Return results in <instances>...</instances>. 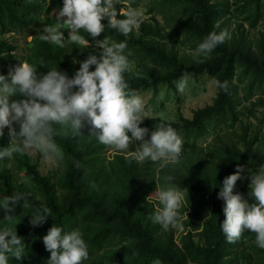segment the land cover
<instances>
[{
	"label": "trees",
	"instance_id": "1",
	"mask_svg": "<svg viewBox=\"0 0 264 264\" xmlns=\"http://www.w3.org/2000/svg\"><path fill=\"white\" fill-rule=\"evenodd\" d=\"M119 1L137 6L142 0ZM62 5L63 0H45L46 7L39 0H0V75L7 76L21 61H27L46 65H37L38 75L57 67L71 78L89 53L99 55L98 42L87 33L81 35L89 40L90 47L65 42L61 48L41 41V32L30 27L36 20L31 14L40 11L50 13L47 22L54 25L56 6ZM148 12L150 19L143 20L127 37L105 25L104 33L95 38L126 41L125 54L130 53L128 58L133 62L132 70L125 73L130 90L136 94L152 90L156 96L160 85L176 90V81L184 75L206 73L215 81L227 80V92L217 88L212 103L194 109L190 118L181 114L176 120H143L140 126L150 129L145 139L162 122L177 131L183 140L177 165L129 163L123 153L108 159V147L95 137L89 138L87 126L82 134L74 135L59 125L55 126L58 134L54 142L63 153L60 168L41 174L38 163L26 153L0 160V200L23 193L28 204H17L11 221L0 209V229L15 226L26 246L24 257L17 261L9 256L8 264H48L50 252L43 237L52 226L61 227L65 233L74 229L82 232L89 252L82 264H155L157 260L160 264H264V249L256 245L254 233L245 231L237 242L226 241L220 227L225 219V201L218 197L223 180L241 165L243 179L236 182L233 193H241L251 203L250 176L264 170V136L241 119L245 107L242 99H249L253 92L258 95L250 113H255L256 106L264 107V37L253 42L242 22L230 28L231 19L237 15L250 28L255 27L264 19V0H152ZM157 14L163 18L162 25ZM28 28L33 30L31 39L22 49L4 36ZM62 31L67 34V30ZM213 31H227L228 37L198 63L193 53ZM237 122L240 133L235 132ZM228 127H233L231 136L224 131ZM211 134V142L201 141ZM9 142L5 132L0 137V149ZM139 143L130 145L129 150H135ZM15 169L29 184L13 180ZM166 176L174 179L166 181ZM169 185L187 193L180 210L184 218L178 240L175 229L165 231L151 219L161 207L151 195ZM43 207L51 210V216L43 225H30L31 215Z\"/></svg>",
	"mask_w": 264,
	"mask_h": 264
},
{
	"label": "clouds",
	"instance_id": "2",
	"mask_svg": "<svg viewBox=\"0 0 264 264\" xmlns=\"http://www.w3.org/2000/svg\"><path fill=\"white\" fill-rule=\"evenodd\" d=\"M39 1L46 7L45 0ZM118 4L119 0H63L61 7L56 6L54 25L47 22L50 13L31 14L36 20L30 27L41 32V41L61 48L65 47V42L88 48L91 45L81 35L84 32L98 42L96 46L100 52L99 55L89 53L80 61L79 69L71 78L57 67L38 75L37 65L45 64L27 61H21L7 76L0 75V137L6 132L10 141L7 147L0 149V160L10 159L15 153H40L53 162L63 159V153L54 142L58 134L55 126L59 125L61 130H70L74 135L82 134L81 130L87 126L89 138L95 137L109 149L123 153L129 163L162 162L164 167L181 162L183 140L170 124H158L150 138L145 139L149 129L140 126L148 118L145 103L130 90L125 79V73L132 70L130 53L125 54L126 41L95 39L104 33L105 25L125 37L139 29L142 14L129 9L123 14L124 18H118L121 15ZM103 20L107 24L102 23ZM62 30H67V34ZM227 37V31L210 32L195 49L194 59L203 62L200 58H207ZM91 66L94 70H90ZM188 79L184 75L179 81L180 92L186 88ZM214 84L227 92V80H216ZM15 96L21 99H13ZM136 141L140 143L135 150H129ZM76 166L79 167L78 162ZM242 171L243 166L237 165V170L223 180L218 197L225 201V219L220 227L228 243L237 242L245 231H249L255 234L256 245L264 249V170L250 176L248 197L251 203L241 193H233L236 182L243 179ZM173 179L172 176L165 177L166 181ZM156 195L161 207L151 217L153 223L165 231L170 228L183 231L180 210L187 193L178 186L169 185L160 188ZM21 201L22 207H28L23 193L0 200L6 220L13 219L15 206ZM50 216L51 210L43 207L31 215L29 223L40 226ZM43 243L50 252L48 264H82L89 255L88 245L79 229L65 233L61 227L52 226L43 237ZM25 253L26 246L15 226L0 229V264H8L9 256L19 261Z\"/></svg>",
	"mask_w": 264,
	"mask_h": 264
},
{
	"label": "rangeland",
	"instance_id": "3",
	"mask_svg": "<svg viewBox=\"0 0 264 264\" xmlns=\"http://www.w3.org/2000/svg\"><path fill=\"white\" fill-rule=\"evenodd\" d=\"M151 1L152 0H142L137 6H133L130 2L127 1H119L117 8L121 15L126 13L129 9H135L142 14L143 20H149L151 14L148 12V9L151 6ZM230 2H232V0H230ZM156 18L162 25L164 22L163 18L158 14L156 15ZM237 22H242L244 31L253 40V42L261 36L264 37V19L259 20L255 27L250 28L249 23L247 21H243L241 15H237L236 17H233L231 19L232 26L230 28H233ZM32 31V29H25L22 33L10 32L6 33L4 36L5 38L9 39L14 45H17L19 49H22L25 47L26 41H29L31 39L30 34L32 33ZM180 49L187 50V48L184 47H181ZM132 63L133 62L130 61L131 65ZM187 76L189 77V79L187 82V86L183 92H180L177 87L176 90H171L170 88L165 86V84H163L159 86V90L156 96L153 95L152 90L141 91L139 94H137L143 99L145 103V115L147 117H160L165 120H176L181 114L185 117L190 118L194 109L212 103L217 94V87H215L214 84L215 80L206 73L200 76H194L192 74H187ZM180 80L176 81V86L178 85ZM240 95H244L242 93V90L240 92ZM257 95L258 94H255L253 92V95L249 99H242V105H244L245 107L243 108L244 114L241 119L244 122L250 123L252 127H257V129H259L260 135L264 136V107L256 106L255 113H250L252 103L255 101ZM238 127H240L239 122H237L236 124V133L239 132ZM232 128L233 127H228L226 128L227 130L224 131L227 132L229 136H231ZM213 136L214 135L211 134L209 136L202 137L201 141L203 143H209L212 141ZM234 138H237V136L235 135ZM115 153V151L108 148L105 151V156H107L108 159L113 158L112 155ZM28 155L32 162L38 163L41 174H46L50 170H56L60 168L62 164V159L53 162L48 157L40 153ZM7 167L11 168V164L8 163ZM12 175L14 181H22L26 184H29V182L22 177L21 171H18L17 169H15V171L12 170ZM156 194L157 193L155 192L151 195V198H153V200L155 201V205H157L156 200H158ZM181 232L182 231L178 230L174 232L176 240H178Z\"/></svg>",
	"mask_w": 264,
	"mask_h": 264
}]
</instances>
